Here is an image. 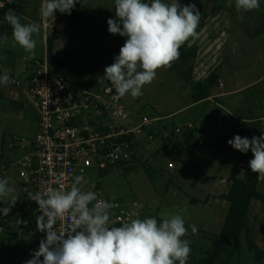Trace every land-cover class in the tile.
<instances>
[{"label": "rangeland", "instance_id": "obj_1", "mask_svg": "<svg viewBox=\"0 0 264 264\" xmlns=\"http://www.w3.org/2000/svg\"><path fill=\"white\" fill-rule=\"evenodd\" d=\"M43 1L13 0L18 4L16 11L21 10L22 3L34 7L30 19L40 24V31L33 36L37 42L35 56H41L39 59L46 55V36L39 11ZM178 2L182 5L194 3L201 13L196 29L198 36L190 38L191 44L198 48L197 59L193 62V81L204 80L217 70L212 95L236 92L195 102L189 85L176 70V66L183 64L181 60L172 62L171 67L158 69L153 82L142 88V96L121 98V103L131 113L158 119L138 135L139 143L145 144L136 151L134 169L112 167L100 178L91 176L90 181L99 182L102 197L144 204L143 219L155 217L159 222L162 212L182 214L188 228L182 239L191 242L186 264H198L213 250L214 239L223 227L229 209L223 194L228 191L232 178L241 177L253 158L250 150L241 153L227 141L237 134L249 139L264 135V0H260L258 10L243 13L236 11L235 0ZM87 4L84 12L86 28L84 25L76 29L65 26L58 32H50L56 41V52L52 61L49 60V70L54 75L63 74L77 86L98 91L103 85L101 72L114 62L123 37H116L111 42L105 30L102 13L110 9L107 1L104 6L101 0H89ZM11 6L0 13L1 25H4V13ZM18 15L22 23H30L24 19V15L29 16V11ZM6 35L8 40L0 44V55L12 54L14 59L30 61L22 47L12 46V29ZM5 69L11 83L0 84V175L19 196L9 214L2 215L14 226L25 206L15 162L25 151H10L8 144L16 138L32 139L37 132L38 114L26 92L12 83V79L25 83L32 71L25 73L20 64L12 62L3 66L0 61V75ZM204 72L207 73L205 76ZM242 119L246 121L242 122ZM188 121L195 124L193 130L187 131H192L195 138L190 145L174 147L172 141H181L180 135L175 134L176 127ZM151 131L154 136L149 140ZM257 190L264 194V182H258ZM192 199L198 202L192 204ZM7 206L0 201V208ZM247 224L256 244L264 250V204L260 201L251 202ZM190 225H196L198 231L195 234L188 227ZM241 239V251L232 254L228 261L232 250V242H229L217 264L227 261L229 264H264V260L257 261L247 250L244 235ZM39 243V236L28 232L17 241L16 260L1 258L0 264H24L38 250Z\"/></svg>", "mask_w": 264, "mask_h": 264}, {"label": "clouds", "instance_id": "obj_2", "mask_svg": "<svg viewBox=\"0 0 264 264\" xmlns=\"http://www.w3.org/2000/svg\"><path fill=\"white\" fill-rule=\"evenodd\" d=\"M76 3L77 0H44L40 15L52 19L57 11L70 15ZM259 8L260 0H235L238 13ZM115 17L107 20L108 32L126 40L114 62L105 67L104 77L114 86V99L119 100L126 95L142 96V88L153 82L157 70L171 67L179 59L180 47L198 36L201 13L194 3L182 5L178 0H115ZM4 19L12 28V46L18 44L29 54L28 59H34L37 42L33 36L40 31V24L22 23L14 9H8ZM7 40V35L0 37V44ZM9 83L10 74L5 69L0 84ZM227 143L241 153L252 152L249 168L258 182H264V135L249 139L237 134ZM81 180L76 176L67 191L61 186L30 196L40 212L36 229L45 237L24 264H186L191 242L182 239L188 232L182 214L162 212L159 222L155 217H146L111 226L110 210L116 205L99 200L94 191H82L78 187ZM18 196L7 179H0V201L8 205L0 208L4 216L15 206ZM65 218L68 226L58 231L57 222ZM15 222L27 225L26 220ZM188 227L193 234L198 231L196 225Z\"/></svg>", "mask_w": 264, "mask_h": 264}, {"label": "built area", "instance_id": "obj_3", "mask_svg": "<svg viewBox=\"0 0 264 264\" xmlns=\"http://www.w3.org/2000/svg\"><path fill=\"white\" fill-rule=\"evenodd\" d=\"M12 3L13 0H0V5L4 6L0 13ZM28 65L33 72L26 82L12 79V83L26 92L37 111V132L30 140L16 138L8 148L10 151H25L15 166L24 193L25 206L21 210L29 207L35 217L30 233L37 234L39 241L45 237V233L36 229V217L40 212L30 196L37 191L61 186L67 191L76 176L82 177L78 185L82 191H94L99 200L116 205L110 210L111 226L142 220L144 204L102 197L99 182L90 181V177L100 178L112 167L132 166L133 157L140 147L138 135L158 119L131 113L123 106L121 98L115 100L114 86L104 77L105 68L100 77L102 88L90 91L73 84L63 75L52 74L47 54ZM194 128L192 121L181 123L175 134L181 135ZM152 133L148 135L149 140L153 139ZM0 179H3L2 175ZM68 224L65 218L55 227L63 231Z\"/></svg>", "mask_w": 264, "mask_h": 264}, {"label": "trees", "instance_id": "obj_4", "mask_svg": "<svg viewBox=\"0 0 264 264\" xmlns=\"http://www.w3.org/2000/svg\"><path fill=\"white\" fill-rule=\"evenodd\" d=\"M144 2H150V0H144ZM64 19L65 22L72 28H75L78 24L85 26V22L82 18V12L76 9H73L70 15H65ZM8 33L9 28L1 25L0 23V37ZM125 40L126 37L118 45L117 49H120L123 46ZM47 48V55L51 58L53 41L49 38L47 39ZM179 51V60H181L184 65L182 64L176 66V70L181 75L183 81L189 85L190 90L193 93L194 101L199 102L210 98L212 96V88L216 84V79L218 77L217 70L209 73L204 80L193 81V62L197 57L198 48L197 46H188L186 41L180 47ZM180 137V142L175 143L172 141L174 147L190 145L192 143V139L195 138V135L191 131L184 132L180 135ZM135 159H137L136 155L133 157V161H135ZM133 169V166L125 168V170ZM257 184L258 181L256 174L252 173L249 167L244 169L241 177L232 178L228 191L223 194V198L229 203V209L226 213L223 227L221 232L217 234L214 239L213 250L209 252L207 256L198 264H217L220 254L224 251L228 243L232 242V250L228 258L229 261L232 254L234 255L241 251L242 235L245 236L247 250L250 253H253L257 261L264 260V250L256 244L252 235V229L247 224L251 202L253 200H257L264 204V194L257 190ZM197 202L198 201L196 199L191 200L192 204H196ZM19 219L26 220L27 225L15 224L12 226L9 221H6L3 218L2 212H0V259L16 260L15 253L17 254L19 248L17 241L24 237L28 232L30 233V228L34 226L35 217L33 210L29 207L21 210ZM228 261L225 264H229Z\"/></svg>", "mask_w": 264, "mask_h": 264}, {"label": "crops", "instance_id": "obj_5", "mask_svg": "<svg viewBox=\"0 0 264 264\" xmlns=\"http://www.w3.org/2000/svg\"><path fill=\"white\" fill-rule=\"evenodd\" d=\"M88 1L89 0H77V3L75 4V7L73 8V9H76V10H78V11H81L82 12V18H83V20H84V18H85V14H84V12H85V9H86V7H87V3H88ZM105 1H107V5L110 7V9H109V11L107 12V11H104L103 10V13H102V15H103V20H104V23H105V30L107 31V33L109 34V38H110V41L111 42H113L112 40L113 39H116V37L118 38V37H121L120 35H112V34H110L109 32H108V24H107V20L109 19V18H112V19H115L116 17H115V0H101V5H103L104 6V2ZM44 2V1H43ZM12 6L9 8V9H14L15 11H16V8H17V6H18V4H15V2L13 3V4H11ZM21 8V10H18V11H16V13L17 14H19V13H24V12H26V10H27V12L29 11V16H27V15H24L25 16V20L27 19V21H29L30 23L32 22V20L30 19V15L31 14H33V10H34V7L33 6H31V5H28V4H24V3H22V6L20 7ZM8 10V9H7ZM65 15H67V14H62V13H60L59 11H57L56 13H55V17H54V19H52V18H42V28H44V30H45V36H46V46H45V52H46V54H47V52H48V48H47V39L49 38V39H51L52 41H53V48H52V56H51V58H49V60L50 61H52V59L55 57V52H56V49H55V46H56V41L55 40H53L52 38H51V34H50V32H52V33H54V32H58L61 28H64L65 26H68L69 28H71V29H76V28H78V27H80V26H82V24L80 25V24H78L75 28H72V27H70L66 22H65V19H64V17H65ZM2 19V18H1ZM2 21H3V23H4V25L5 26H7L8 28H9V33H10V30L12 29L11 28V26L8 24V22L5 20V19H2ZM85 21V20H84ZM85 26H83L84 28H86L87 27V23H86V21H85ZM44 26V27H43ZM57 35H59V34H57ZM125 37H123L122 38V40L124 39ZM122 42V41H121ZM121 42H119V43H121ZM187 45L188 46H195V45H192L191 44V42H190V38H189V40H187ZM1 56V55H0ZM39 57H41V56H35V58L34 59H39ZM34 59H30V61H27V59H25V58H23V61L22 60H20V59H14L13 58V55L12 54H8V55H5V54H3L1 57H0V61H1V64L3 65V66H8L9 64H11L12 62L14 63V64H20L21 65V71L22 72H25V73H28V72H30V71H32L33 72V69L28 65V64H30L31 62H32V60H34ZM196 59H197V57H196ZM21 61V62H20ZM25 67H27V69H25ZM194 71H195V69H194ZM32 72H30L29 74H28V76H27V78L32 74ZM59 72V71H58ZM207 73L206 72H204V76L206 75ZM58 75H63V74H58ZM27 80V79H26ZM222 84V83H221ZM241 89V88H240ZM238 91V90H237ZM236 91H229V92H224V93H220L219 95H212L210 98H208V99H206V101H208V100H210L211 98H214V97H218V96H220V98H222L223 96H226V95H229V94H234ZM242 122H245L246 120H244V119H242L241 120ZM199 129V128H198ZM152 132V131H151ZM155 133V132H154ZM148 134H149V132H148ZM139 142V141H138ZM145 144V142H142L141 144H140V147H142L143 145ZM139 147V148H140Z\"/></svg>", "mask_w": 264, "mask_h": 264}]
</instances>
